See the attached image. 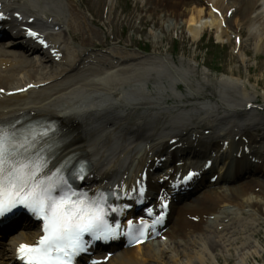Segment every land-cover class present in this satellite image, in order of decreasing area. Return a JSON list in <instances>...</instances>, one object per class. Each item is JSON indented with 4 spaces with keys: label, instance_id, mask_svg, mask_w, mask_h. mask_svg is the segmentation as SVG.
I'll return each mask as SVG.
<instances>
[{
    "label": "bare ground",
    "instance_id": "obj_1",
    "mask_svg": "<svg viewBox=\"0 0 264 264\" xmlns=\"http://www.w3.org/2000/svg\"><path fill=\"white\" fill-rule=\"evenodd\" d=\"M135 1L146 7L151 5L149 9H160L164 16L159 21L168 19L164 21L167 33L183 29V24L197 25L204 17L211 19V28L226 23L223 34L228 38H242L249 33L241 42L239 61L249 73L247 83H252L253 69L247 66L250 51L246 46L254 44L257 51L264 53V0ZM0 5L11 18L15 14H11L13 8L28 18L35 17V25L50 45L43 53L40 46L30 42L23 48L17 45L25 42V33L20 30L16 44L1 43L0 119L27 112L58 119L74 129L76 142L69 152L79 151L94 161L97 173L90 183L122 180V188L133 192L148 160L152 159L149 168L162 162L149 148L142 147L144 143L157 141L158 148H163L162 144L169 148L173 146L167 145L168 141L192 138L207 130L215 138L222 131H226L225 140L233 136L238 143L236 153L261 151V158L264 157V143L257 146V140L264 139V117L257 114L256 87H260V80L247 88L245 82H240V72L228 71L218 81L205 72L200 80L198 69L184 59L177 64L173 58L154 52L137 57L88 51L83 46L91 45L93 40L86 36V32L91 33L85 26L86 18L80 17L73 7L68 13L62 0H0ZM210 5L219 9L221 16L212 14ZM40 18L52 21L47 23ZM200 31L192 33L195 41L201 38ZM52 32L60 34L54 36ZM150 36L159 49L157 45L165 37L153 33ZM39 54L45 57L46 65L37 63L35 57ZM29 84L36 87L19 95L1 94V89L8 93ZM91 100H96V105L90 104ZM243 107L250 113L243 112ZM147 127L152 133L144 132ZM251 155L259 157L258 153ZM137 158L139 165L128 172V161ZM182 168L188 167H177L175 173ZM262 170L261 166H253L242 174L236 172L235 177H224L230 181L224 180L229 184L221 190H215L207 179L201 185L209 191L173 205L174 225L164 233L167 243L157 240L135 249L120 247L103 264H264L260 229L264 225V175L262 182L237 184L242 176L262 175ZM126 175L132 178L131 182L125 180ZM153 176L148 178L151 189L165 188L167 179L161 183L154 181ZM224 205L247 213L224 211ZM33 228L14 234L3 244L0 264H18L14 261L16 247L35 243L40 235L39 228Z\"/></svg>",
    "mask_w": 264,
    "mask_h": 264
},
{
    "label": "snow or ice",
    "instance_id": "obj_2",
    "mask_svg": "<svg viewBox=\"0 0 264 264\" xmlns=\"http://www.w3.org/2000/svg\"><path fill=\"white\" fill-rule=\"evenodd\" d=\"M28 34L36 36L31 30ZM50 131L47 127L36 131L0 124V217L22 207L43 222L37 242L20 244L16 250L22 264H75L94 241L118 235L119 222L113 225L107 218L111 209L108 193L97 190L89 196L78 192L61 168L45 171L48 160L41 141ZM72 176L82 179L83 167ZM143 191L141 188V194ZM132 223L128 221L130 226ZM146 226L141 223V228ZM129 236L136 239L131 231Z\"/></svg>",
    "mask_w": 264,
    "mask_h": 264
},
{
    "label": "rangeland",
    "instance_id": "obj_3",
    "mask_svg": "<svg viewBox=\"0 0 264 264\" xmlns=\"http://www.w3.org/2000/svg\"><path fill=\"white\" fill-rule=\"evenodd\" d=\"M64 3L68 11L73 7L79 15L82 14L87 18L86 26L92 35L86 32V36L92 39L93 43L86 47L97 49L105 47L104 51L109 50L116 54L120 50L122 54L137 56L142 55L138 48L150 52L155 50L158 55L172 57L177 64L184 59L192 67L195 66L201 74L198 75L200 80L205 72L210 79L218 81L225 78L226 72L233 71L240 72L241 81L247 82L249 73L247 68L241 65L240 57L235 54L233 39L223 37L220 30H214L211 33L210 29L208 32L213 35L210 41L193 39L192 33L200 31L202 26L205 28V20L197 25L184 24L183 29L177 28L167 33L164 21L168 19L159 21V18L164 16L161 10H149V6L145 7L144 4L137 3L135 0H64ZM157 21H159L157 25H154ZM150 33L165 37L157 45L159 48L157 50L154 48L156 47L153 43L154 37L152 38ZM248 36L247 33L243 39H247ZM123 40L126 41V46L121 43V41L125 43ZM214 44L218 47L213 46ZM246 50L250 51L247 66L253 69L250 75L253 78L250 87H253L256 81H261L260 87H256V90L263 102L264 53L257 51L254 44H248ZM182 91L185 92V88ZM256 181L260 182L261 179L257 178ZM242 182H251V180L244 179ZM221 187L224 185L222 184ZM223 209L234 210L233 207ZM260 229L262 230L261 244H264V225Z\"/></svg>",
    "mask_w": 264,
    "mask_h": 264
}]
</instances>
